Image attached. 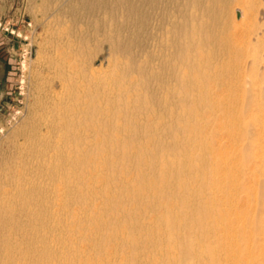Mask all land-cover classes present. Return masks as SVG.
I'll use <instances>...</instances> for the list:
<instances>
[{
  "label": "bare ground",
  "instance_id": "6f19581e",
  "mask_svg": "<svg viewBox=\"0 0 264 264\" xmlns=\"http://www.w3.org/2000/svg\"><path fill=\"white\" fill-rule=\"evenodd\" d=\"M68 2L101 21L0 153V264H264V2Z\"/></svg>",
  "mask_w": 264,
  "mask_h": 264
},
{
  "label": "rangeland",
  "instance_id": "374dc122",
  "mask_svg": "<svg viewBox=\"0 0 264 264\" xmlns=\"http://www.w3.org/2000/svg\"><path fill=\"white\" fill-rule=\"evenodd\" d=\"M68 1L0 0V23H2L0 32L6 36L4 41L0 40V46L6 44L7 47H12L11 45L14 44V49L11 50L13 55L10 73L11 89L7 98L8 103L0 114V153L11 150L10 142L16 139L18 141L22 140L17 132L24 123L31 122L35 114L40 112V101L60 92L58 84L55 89L50 85L54 79V70L49 63L52 58H56V54L57 57H61L62 53H65L64 44L68 41L57 38V30L60 31L63 28L83 29L85 26L89 29L95 22L101 21L96 12L97 10L85 14L87 16H83L84 18L66 12ZM263 2L264 0H262ZM234 13V18L239 20V11ZM12 30L15 31V35L11 34ZM90 31L91 29L84 35L75 33L69 40L73 41L75 38L81 39L82 37L93 40ZM8 39L10 45H7ZM90 42L93 44V41ZM103 46L97 66L100 65L99 62L102 60L110 58L108 45L103 43ZM25 51H28V53H25ZM24 62L26 63L25 68ZM104 66H107V61H105ZM219 137V143L222 144L224 138ZM249 173L250 171H248ZM262 179L263 177H261ZM255 187L257 189L256 185ZM251 199L255 200V205L252 200L248 204L246 198H242L240 199L242 202L238 204L239 208L245 209L252 215L257 213L256 215L264 216V201L260 202L256 196H252ZM252 206H255V208Z\"/></svg>",
  "mask_w": 264,
  "mask_h": 264
},
{
  "label": "crops",
  "instance_id": "0c3cea01",
  "mask_svg": "<svg viewBox=\"0 0 264 264\" xmlns=\"http://www.w3.org/2000/svg\"><path fill=\"white\" fill-rule=\"evenodd\" d=\"M5 35L0 32V40L4 41L5 40ZM8 44H9V39H8ZM4 43V42H3ZM10 46H6V44L0 46V114L1 111H3L4 106L7 105V98L8 95L10 94V89H11V84H10V79H11V65L13 64L12 62V57L13 55L11 54V50L14 49V44Z\"/></svg>",
  "mask_w": 264,
  "mask_h": 264
},
{
  "label": "built area",
  "instance_id": "2783aa9c",
  "mask_svg": "<svg viewBox=\"0 0 264 264\" xmlns=\"http://www.w3.org/2000/svg\"><path fill=\"white\" fill-rule=\"evenodd\" d=\"M1 27H2V23H0V28H1ZM7 31H8V29H7ZM11 34H12V35H15V31L12 30V31H11ZM25 53H28V51H25Z\"/></svg>",
  "mask_w": 264,
  "mask_h": 264
},
{
  "label": "water",
  "instance_id": "95a60500",
  "mask_svg": "<svg viewBox=\"0 0 264 264\" xmlns=\"http://www.w3.org/2000/svg\"><path fill=\"white\" fill-rule=\"evenodd\" d=\"M238 16H239V14H238Z\"/></svg>",
  "mask_w": 264,
  "mask_h": 264
}]
</instances>
